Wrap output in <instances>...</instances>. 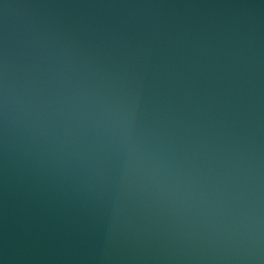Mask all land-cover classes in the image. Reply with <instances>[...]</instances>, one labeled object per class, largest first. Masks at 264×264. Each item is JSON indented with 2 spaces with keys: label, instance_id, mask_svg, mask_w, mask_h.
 <instances>
[{
  "label": "water",
  "instance_id": "1",
  "mask_svg": "<svg viewBox=\"0 0 264 264\" xmlns=\"http://www.w3.org/2000/svg\"><path fill=\"white\" fill-rule=\"evenodd\" d=\"M0 264H264V0H0Z\"/></svg>",
  "mask_w": 264,
  "mask_h": 264
}]
</instances>
